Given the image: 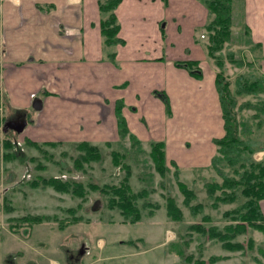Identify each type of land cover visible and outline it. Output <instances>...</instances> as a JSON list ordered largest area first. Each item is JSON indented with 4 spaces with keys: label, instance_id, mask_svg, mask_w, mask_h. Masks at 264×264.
<instances>
[{
    "label": "crops",
    "instance_id": "obj_1",
    "mask_svg": "<svg viewBox=\"0 0 264 264\" xmlns=\"http://www.w3.org/2000/svg\"><path fill=\"white\" fill-rule=\"evenodd\" d=\"M241 7L264 74V0H241ZM115 14L122 42L107 47L98 0H0V125L25 119L26 127L28 110L41 100L37 141L112 143L121 137V116L142 143L164 142L166 162L181 177L209 174L213 140L224 129L215 71L198 36L206 7L199 0H121ZM185 60L199 61L201 78L175 65ZM154 111L162 119L155 140L154 126L144 122ZM256 152L260 161L264 150Z\"/></svg>",
    "mask_w": 264,
    "mask_h": 264
},
{
    "label": "rangeland",
    "instance_id": "obj_2",
    "mask_svg": "<svg viewBox=\"0 0 264 264\" xmlns=\"http://www.w3.org/2000/svg\"><path fill=\"white\" fill-rule=\"evenodd\" d=\"M241 15V0H237L232 12L230 41L219 52L224 59L225 75L231 82V89H234V81L239 75L264 77L260 67V48L251 42ZM200 33L205 37L200 42L206 46V28L203 27L198 36ZM230 55L241 61L242 65L232 63ZM207 58L216 75L217 66L211 58ZM243 102H251L260 109L242 108L238 112L239 118L253 130L246 137L253 141L257 151L264 147V93L245 95L238 99V106ZM40 112L44 110L38 111L30 107L27 113L29 123L20 133L12 129L4 131L5 122L0 125V140L6 134L13 145L10 152L14 154L12 160L0 161V264H181L177 250L197 254V246L201 240H205L204 259L210 255L224 257L215 264H260L255 258L264 262L259 253V248H264V233L261 231L248 228L245 235L237 238L244 242L251 238L254 241L252 249L228 252L221 248L219 242L198 239V234L188 230V226L200 222L203 215L210 216L206 226L222 227L225 224L222 212L237 205V202L220 205L218 209L209 206L204 183L213 179L221 180L214 171L209 174L203 172L201 175L195 173L194 176L184 174L182 177L179 173V179L196 192L195 202L204 204L202 212L193 215L182 203L183 196L178 189L171 164L166 162L168 172L164 177L155 171L149 156L150 143L133 145L129 136H121L118 141L110 142V145L104 142L92 143L100 147L102 158L84 163L78 170L73 165L74 158L80 154L73 146L77 142L42 146L46 154L27 142L42 143L33 134L35 132L40 135L43 132V129L37 132ZM5 114L7 116L8 113ZM150 118L151 121L145 119L144 122L151 124V128L154 126L155 140V135L161 131L162 119L156 111ZM112 150L125 154L124 162L130 167L129 184L132 190L147 191L146 198L139 200V206L144 202L157 205L152 215H148L152 208L149 205L140 209L139 221L124 222L117 209L107 206L106 195L88 192L84 198L73 197L50 187L33 188L29 184L37 176H55L83 184L93 181L99 185H116L123 179L125 171L113 165L110 156ZM256 153L258 154H253V158L260 159V152ZM32 157L36 160L32 161ZM38 164L44 168H36ZM169 194L175 197L183 211L181 222L172 221L166 216L165 197ZM68 209L72 211L69 212ZM261 210L263 213L262 204ZM41 215H49L50 218L32 225L22 222V226L17 225L15 228L17 231L11 228L13 220L17 218ZM75 218H79L75 223L59 228L60 222L67 223Z\"/></svg>",
    "mask_w": 264,
    "mask_h": 264
},
{
    "label": "trees",
    "instance_id": "obj_3",
    "mask_svg": "<svg viewBox=\"0 0 264 264\" xmlns=\"http://www.w3.org/2000/svg\"><path fill=\"white\" fill-rule=\"evenodd\" d=\"M208 10L210 18L205 28L208 32V42L206 45L207 56L214 61L218 71L215 75V87L218 93L219 103L223 119L224 134L220 138L213 140L217 147V152L211 159L210 168L220 177V181L213 179L204 183V190L213 209H218L220 205L233 204L237 205L226 209L222 212V218L225 224L220 227L208 225L209 215H203L200 222L192 223L188 230L198 234V239L203 238L219 242L221 248L228 252H243L246 249H252L254 241L250 238L246 242L239 241V236L245 235L248 228L255 229L264 233V216L261 210V201L264 200V156L260 161L253 158L255 152L254 143L249 136L253 130L248 127L238 116L242 108H256L251 102H243L238 106V99L245 95H256L264 93V77L239 75L234 81V89H231V82L225 75L224 59L220 55L223 46L230 41L232 26V1L233 0H199ZM121 0H98L101 13L100 30L103 44L112 47L122 40L117 36L119 31V22L115 14V9ZM246 31V29H245ZM114 54L109 53L108 58H113ZM230 55V60L235 65H242L241 61L235 60ZM175 65L185 68L191 76L195 78L202 77V71L199 67V61L185 60L175 61ZM159 94L158 92H156ZM164 101L167 114H170V106L167 97L159 94ZM264 106V104H263ZM264 108V107H262ZM119 132L122 137L129 136L132 144H140L141 141L134 135L130 134L124 119L120 116L118 119ZM30 145L45 153L42 146H56L61 143L27 141ZM110 145V143H107ZM149 156L153 162L155 171L164 177L168 172V166L165 159V144L163 141L150 142ZM74 148L79 151V155L74 158L73 165L80 170L84 163L98 161L102 158L99 146L90 142L74 143ZM13 145L6 134H3L0 140V161H10L14 158L11 151ZM264 150V147H261ZM5 150V152L3 151ZM112 163L125 171L123 179L116 185L103 184L96 182L83 184L78 181L63 180L55 176H37L29 184L31 187H50L60 193H69L73 197L84 198L88 192H98L107 196V206L110 209H117L124 222L134 223L140 220V209L146 206L152 208L148 215H152L157 205L144 202L139 206V200L146 198L147 191L142 189L138 192L132 190L129 184L130 167L124 162L125 154L112 150L110 152ZM32 161L36 159L31 158ZM174 168V177L177 180V186L183 196L182 203L188 207L193 215L201 213L204 204L195 202L197 199L196 192L185 182L179 179L178 166L172 162ZM36 168L43 169L44 166L38 164ZM195 202V203H193ZM69 212L72 209H68ZM166 216L172 220L183 221V211L172 195L165 197ZM49 215L41 216H24L13 220L11 228L15 229L22 226V222L29 224H38L44 219L49 220ZM79 218L72 219L67 223H59V228L63 229L67 224L75 223ZM18 222V223H17ZM15 231H17L15 229ZM204 241L201 240L197 246V254L177 250L181 259V264H215L223 260V256L210 255L203 258ZM187 244V242H186ZM259 253L264 258V248H259ZM255 261L264 264L259 259Z\"/></svg>",
    "mask_w": 264,
    "mask_h": 264
},
{
    "label": "water",
    "instance_id": "obj_4",
    "mask_svg": "<svg viewBox=\"0 0 264 264\" xmlns=\"http://www.w3.org/2000/svg\"><path fill=\"white\" fill-rule=\"evenodd\" d=\"M33 109L35 110H40L42 107V102L41 100H37L32 104ZM26 125V120L25 119H9L5 122V130L12 129L18 133L22 132L24 127Z\"/></svg>",
    "mask_w": 264,
    "mask_h": 264
},
{
    "label": "built area",
    "instance_id": "obj_5",
    "mask_svg": "<svg viewBox=\"0 0 264 264\" xmlns=\"http://www.w3.org/2000/svg\"><path fill=\"white\" fill-rule=\"evenodd\" d=\"M201 37L203 38V37H204V35H201Z\"/></svg>",
    "mask_w": 264,
    "mask_h": 264
}]
</instances>
